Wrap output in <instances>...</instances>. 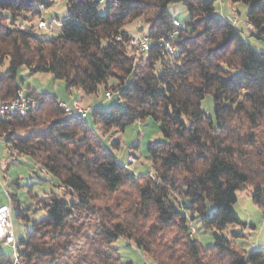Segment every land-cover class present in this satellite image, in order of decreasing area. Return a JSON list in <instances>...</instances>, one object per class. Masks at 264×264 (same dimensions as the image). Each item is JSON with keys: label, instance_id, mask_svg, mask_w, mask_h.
I'll return each instance as SVG.
<instances>
[{"label": "trees", "instance_id": "1", "mask_svg": "<svg viewBox=\"0 0 264 264\" xmlns=\"http://www.w3.org/2000/svg\"><path fill=\"white\" fill-rule=\"evenodd\" d=\"M214 1L65 0L60 33L42 38L12 18L40 14L54 0H0V62L8 61L0 75L4 99L20 88L22 65L63 79L68 91L95 94L103 85L104 93L117 92V104H96L86 118L63 117L58 98L48 93H35L40 105L34 113L0 115L8 148L30 158L61 190L38 198L43 213L16 240L14 256L0 243V264H126L118 238L151 264H264L262 250H246L230 238L235 229L222 233L240 223L233 204L246 185L264 211V50L214 14ZM230 1L248 5V34L264 38V0ZM173 2L187 8L184 22L169 14ZM136 19L153 40L137 60L129 53L132 33L124 29ZM175 30L170 41L177 49L169 54L163 41ZM109 78L116 80L111 86ZM207 93L213 116L201 108ZM88 117L103 130L120 131L134 120L157 121L165 140L148 143L152 173L135 174L119 162ZM11 198V211L28 220L22 217L28 207ZM207 202L214 203L210 213ZM196 220L215 230L212 244L190 234Z\"/></svg>", "mask_w": 264, "mask_h": 264}, {"label": "rangeland", "instance_id": "2", "mask_svg": "<svg viewBox=\"0 0 264 264\" xmlns=\"http://www.w3.org/2000/svg\"><path fill=\"white\" fill-rule=\"evenodd\" d=\"M65 8V0H54L51 6L41 8L40 14L28 13L25 17H20V19L12 18V21L21 27L32 26L42 38H51L60 33L59 19L61 20L66 16ZM214 8V14L224 18L230 19L235 15L240 19H245L248 5L242 1L215 0ZM99 9L104 11L105 5L100 3ZM167 10L170 15L177 18L180 22H184L188 18L187 8L181 2L169 3ZM41 20L52 21V26L47 28L40 27L39 22ZM141 24L142 21L136 19L125 24L124 29L133 34L139 31V25ZM239 27L242 28L244 37L249 39L253 46L264 50V38L261 39L249 35L240 23ZM145 29L146 25H143V30ZM7 64V60L0 62V69L4 70ZM16 81L23 90L52 94L61 100H69L73 96L79 99L83 105L99 104L105 108H110L113 104H117L115 98L111 100L105 98L103 85L98 86L95 94H85L76 88L68 91L63 79L54 77L50 72H32L24 65L18 68ZM115 81V79L109 78L106 85L111 86ZM201 108L208 115L213 116V98L210 93H207L202 99ZM88 120L90 127L98 135L102 144L117 157L119 162L125 163L128 169L135 174L152 173L153 169L147 150L148 143L165 140L157 121L152 117L134 120L120 131L116 127L103 130L91 117H88ZM114 140H118V147L113 146L112 142ZM55 184V179L41 170L30 158L11 151L8 145L5 144L3 137L0 136V199L4 194V189H6L9 196L13 195L14 197L12 204L18 203L20 207H28L22 211L24 215L22 217H29V219L27 218L28 220L17 216L16 210L13 209L12 211L15 240L23 236L25 231L30 228L33 218L40 217L43 213L40 210V206H38V198L44 196L50 190L56 189ZM250 188V185H246V187L236 192L237 200L233 204V208L240 219V223L227 226L222 233L230 236V230L235 229L238 234L230 238L234 239L237 245L246 250L260 249L264 252V211L252 200ZM56 191L61 193L60 189H56ZM123 195L124 192L120 193L118 197ZM67 197L69 196L67 195ZM207 205L208 212H212L214 203L207 202ZM191 223L196 228L194 238L202 245L207 246L214 242V229H205L198 220ZM115 244L126 264H151L148 257L142 255L132 244H127V241L123 238H118ZM2 248L6 254L14 256L15 249L11 245H4ZM16 260L17 258L14 257L15 262Z\"/></svg>", "mask_w": 264, "mask_h": 264}, {"label": "built area", "instance_id": "3", "mask_svg": "<svg viewBox=\"0 0 264 264\" xmlns=\"http://www.w3.org/2000/svg\"><path fill=\"white\" fill-rule=\"evenodd\" d=\"M106 1V0H102ZM116 3V0H107ZM229 21L239 27V23L242 24L245 30L253 29V24L246 20L240 19L235 15L232 16ZM176 27L180 26V22L177 19L173 20ZM40 27H51L52 21L41 20L39 22ZM60 24V23H59ZM240 28V27H239ZM242 30V28H240ZM243 31V30H242ZM177 34V30L172 31L168 34L167 39L163 41V46L167 53L172 54L176 52V47L171 43V39ZM153 40L145 33L137 31L129 37L128 47L129 53L134 57L135 60L139 58H145L148 55ZM1 75V69H0ZM117 94L115 91H106L104 93L107 100H111ZM40 105V100L31 90H23L21 87L18 88L15 94L4 99L0 95V115L3 114H18L25 116L30 113L37 111ZM57 105L63 115V117H79L86 118L93 110L94 105H83L79 99L70 98L69 100L57 99ZM190 234L196 233V228L193 224L189 225ZM16 240L13 235L12 225V211H11V197L9 193L4 189V194L0 199V243L2 245H11L15 248ZM13 243H15L13 245Z\"/></svg>", "mask_w": 264, "mask_h": 264}, {"label": "crops", "instance_id": "4", "mask_svg": "<svg viewBox=\"0 0 264 264\" xmlns=\"http://www.w3.org/2000/svg\"><path fill=\"white\" fill-rule=\"evenodd\" d=\"M248 32V31H247ZM249 40V39H248ZM251 42V41H250ZM261 49V48H260ZM76 89H78V88H76ZM79 90V89H78ZM71 98H74L73 96H71ZM96 105V104H95Z\"/></svg>", "mask_w": 264, "mask_h": 264}]
</instances>
